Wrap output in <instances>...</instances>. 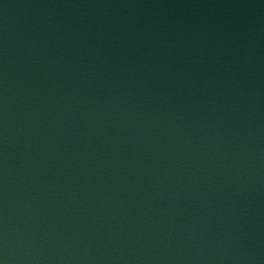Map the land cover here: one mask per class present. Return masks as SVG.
<instances>
[{
  "label": "water",
  "instance_id": "1",
  "mask_svg": "<svg viewBox=\"0 0 264 264\" xmlns=\"http://www.w3.org/2000/svg\"><path fill=\"white\" fill-rule=\"evenodd\" d=\"M0 264H264V0H0Z\"/></svg>",
  "mask_w": 264,
  "mask_h": 264
}]
</instances>
